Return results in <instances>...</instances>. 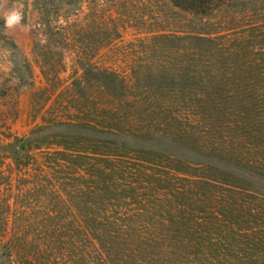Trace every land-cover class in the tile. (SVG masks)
Listing matches in <instances>:
<instances>
[{
	"label": "rangeland",
	"instance_id": "374dc122",
	"mask_svg": "<svg viewBox=\"0 0 264 264\" xmlns=\"http://www.w3.org/2000/svg\"><path fill=\"white\" fill-rule=\"evenodd\" d=\"M13 11L21 19L9 27L5 20ZM80 60L124 77L130 102L142 108L134 119L126 117L124 126L130 122L132 127L124 133L59 126L47 133L124 143L130 150L169 157L167 163L160 158L164 169L199 165L206 168L203 175L216 172L220 178L223 171L234 184L264 195V179L253 177L236 161L237 154L244 156L253 146L257 129L264 127V0H215L205 14L186 11L169 0H0V264H26L25 258L37 247L30 239L44 230L41 219L70 218L78 212L64 203L82 199L77 192V181L82 180L59 175L63 185L58 193L50 174L37 179L35 166L29 167V177L21 178L2 144L8 142L4 134L26 137L72 113H87L85 118L102 126L109 122L107 114L97 116L100 101L95 91L101 84L111 86V78L106 76L104 84L93 73H84ZM163 61L169 66L160 71ZM225 151L233 152L230 160L222 156ZM30 153L35 157L38 151ZM90 163L88 172L96 165ZM136 179L145 182L143 191L134 199L117 196L129 210L143 208V202L153 207L150 217L158 216L164 207L159 200L164 199L156 194L178 189L184 195L173 199L195 241V264H264V245H256L250 233L231 234L223 227L218 214L222 210L216 209L222 204L219 186L191 187L185 179L157 186L156 178L142 174L127 180ZM9 180L11 187L6 186ZM83 197L87 202L94 198ZM146 229L151 234L156 227ZM14 235H22L28 245L14 247ZM73 247L82 245L75 242ZM85 252L91 262L94 252L90 247ZM155 254L152 249L150 256ZM111 256L115 259L117 254ZM182 263L183 259L175 264Z\"/></svg>",
	"mask_w": 264,
	"mask_h": 264
},
{
	"label": "trees",
	"instance_id": "16d2710c",
	"mask_svg": "<svg viewBox=\"0 0 264 264\" xmlns=\"http://www.w3.org/2000/svg\"><path fill=\"white\" fill-rule=\"evenodd\" d=\"M169 1L186 11L205 14L210 11L215 0ZM197 38L205 41L209 39L200 36ZM80 66L84 73H93L96 79L104 84L106 76L111 78V86L101 84L95 91L96 100L100 101L95 107V111H98L97 116L107 114L106 118L109 119L105 126L95 120L85 118L84 115L87 113L82 112V116L72 113L68 114L70 115L68 118H63V121L58 119L48 121L45 126L31 131L26 137L4 134V139L8 140L2 144L4 153L9 155L17 169V175L21 178L29 177V167L35 166L39 173L36 175L37 179L38 177L48 179V174H50L49 182L51 181V186H54L55 192L58 193L62 192L63 185L59 175H65L62 178L68 181L82 180L77 181L79 182L77 192L82 199L77 200V204L70 205L67 201L64 203L68 204L67 208H74L78 211L77 214L70 218L50 215L41 219L40 225L44 227V230L30 239L37 243V247L31 253L30 258H25L24 263L175 264L183 259L182 264H195L196 261L191 257L192 250L195 249V241L188 233L187 223H184V218H182L183 214L179 213V207L174 204L175 199L173 198H177V195L184 196L178 192V189L175 192L162 191L164 194H156L157 199H164L159 200L164 207L160 208L161 205H159L162 212L158 216L150 217V210L153 207H146L143 202L139 204L144 209L147 208L146 210L143 208L129 210L127 206L122 205V200H117V196L121 193L125 194L124 198L134 199L139 191H143L144 181L127 180L129 176L137 177L138 174H142L144 178L150 176L156 178L153 185L157 186L182 179L187 180L191 187L200 184V186L202 184L219 186V189L222 188V204H217L216 209L221 208L222 210L218 214L222 215V224H226L223 225L226 231L234 234L239 232L236 230H242L246 234H251L256 240V245H264V195L234 184V180L227 177L223 171L222 178H220L221 173L216 172L205 176L202 173L206 168L183 164L180 161L178 163H182L180 165V167L183 166L182 168L178 166L164 169L158 164L164 156L153 157L152 154L141 150H130L124 143L65 133H47L48 130L58 126L65 129L79 128L108 134L124 133L122 130L126 128L131 130L130 122L124 126V120L126 117H129L128 120L134 119L133 117L137 115L141 106L137 102H130L127 94L129 87L125 83V78L115 71L97 70L95 65L89 61L80 60ZM168 66L169 62L163 61L159 64V70L164 71ZM202 97L201 100L204 98ZM106 100L108 102L103 103ZM45 130L47 134L43 136L36 134V131ZM256 132L251 149L246 151L244 156L242 153L237 154L239 157L235 159L245 171L247 170V173L264 179V127L257 129ZM33 151H38L36 155H33L35 157L31 156L30 152ZM231 153L233 152L225 151L222 156L230 160L233 157ZM251 155L252 159L248 160L246 157ZM169 159L168 157L162 160L167 163ZM90 161L96 162V165L94 170L88 172L86 167L92 166ZM47 170L50 173H47ZM86 179L90 180L89 184H85ZM6 186L11 187L10 180ZM192 190L190 188L189 191L192 192ZM189 191L183 193L188 194ZM87 195L94 196L92 202L83 200V196ZM136 203L132 204L136 205ZM4 204V210L9 211V204L7 202ZM169 209L170 212L167 211ZM117 210H123L125 213ZM151 212L154 211L151 210ZM3 220L7 224V216L3 217ZM150 225H153V228L156 227L152 230L153 232L157 229L158 231L150 234L146 229V226ZM67 229L68 234L63 232ZM75 242L82 245V248L73 247ZM16 243L28 245L29 241L22 235H14L10 244L15 247ZM88 247L94 252L91 262L87 260L89 256L87 257L85 252ZM152 249L157 252L154 256H150ZM112 254H117L115 259H112Z\"/></svg>",
	"mask_w": 264,
	"mask_h": 264
},
{
	"label": "clouds",
	"instance_id": "9594fccd",
	"mask_svg": "<svg viewBox=\"0 0 264 264\" xmlns=\"http://www.w3.org/2000/svg\"><path fill=\"white\" fill-rule=\"evenodd\" d=\"M21 19L20 13L18 11H13L10 15L6 17L5 23L11 27L18 23Z\"/></svg>",
	"mask_w": 264,
	"mask_h": 264
}]
</instances>
